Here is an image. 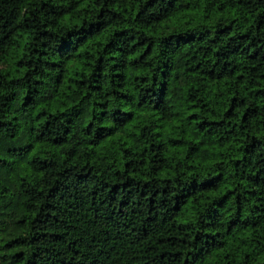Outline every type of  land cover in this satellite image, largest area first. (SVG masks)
<instances>
[{
  "label": "trees",
  "instance_id": "1",
  "mask_svg": "<svg viewBox=\"0 0 264 264\" xmlns=\"http://www.w3.org/2000/svg\"><path fill=\"white\" fill-rule=\"evenodd\" d=\"M0 264H264V0H0Z\"/></svg>",
  "mask_w": 264,
  "mask_h": 264
}]
</instances>
